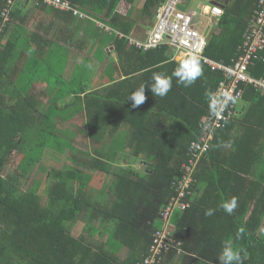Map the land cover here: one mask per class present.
Listing matches in <instances>:
<instances>
[{
    "label": "trees",
    "instance_id": "trees-1",
    "mask_svg": "<svg viewBox=\"0 0 264 264\" xmlns=\"http://www.w3.org/2000/svg\"><path fill=\"white\" fill-rule=\"evenodd\" d=\"M8 1L0 0V77L13 78L10 48H18V41L4 44V33L14 20L25 17L17 8L23 0H15L3 23ZM67 1L87 17L79 19L52 5L50 11L81 25L102 22L125 35L137 23L119 13L121 0ZM125 1L133 6L136 0ZM165 1L145 0L141 19H155ZM255 1L234 0L226 7L218 29L208 36L206 57L233 66L243 55L240 46ZM112 35L102 43L104 55L98 62H109L96 82V74H86L90 58L71 76L68 57L48 64L52 102L45 112L31 89L15 87L9 95L0 90V264H145L149 257L154 264H220L226 242L247 253H241L243 264H264V236L257 232L264 217L263 162L257 183L248 178L252 153L264 155V95L253 85H240L241 114L215 131L209 152L184 187L183 167L189 164L192 143L203 135L202 119L213 109L209 93L216 92L223 74L201 61L203 75L191 87L173 78L165 97L154 96L148 90L153 73L171 75L177 66L171 49L143 52ZM111 43L115 54L108 55L105 47ZM27 54L32 57L34 52ZM251 61L249 75L264 79V50ZM141 84L146 85L147 99L133 108L127 99ZM7 96L15 98L13 105L5 102ZM65 109L84 115L83 127L75 123L81 138L59 124L60 119L74 118L62 116ZM15 152L20 162L10 170ZM49 156H65L70 165L45 167V160L52 161ZM136 162L142 163L143 173L134 168ZM94 173L111 180L107 189L103 185L95 190L96 195L91 189ZM233 196L238 206L229 215L220 205ZM208 209L214 210L212 216L205 215ZM166 222L173 227L170 247L154 255L155 234ZM241 228L244 233L237 238ZM96 234L106 236L105 241L95 244Z\"/></svg>",
    "mask_w": 264,
    "mask_h": 264
},
{
    "label": "built area",
    "instance_id": "built-area-1",
    "mask_svg": "<svg viewBox=\"0 0 264 264\" xmlns=\"http://www.w3.org/2000/svg\"><path fill=\"white\" fill-rule=\"evenodd\" d=\"M15 0H9L7 7L2 12L3 23L8 21V12ZM48 2L57 8L66 12H73V15L84 19L87 15L78 8L73 7L67 0H48ZM213 4L209 7V11H186L181 8L183 0H166L156 9L155 23L148 32L144 40L134 39L124 34L117 33L121 38L128 37V44L139 51L147 52L153 49L168 46L173 51L174 56L183 59L184 54L193 53L200 56L201 61L206 64L212 71H218L223 74V80L219 83L216 92L217 97L231 96L236 98V102L229 101L227 107L222 112L213 109L202 119V134L198 142H193L189 150V164L183 167L185 177L182 181L184 187H188L191 182L190 175L204 155L210 150V142L214 139L215 131L224 127L227 121H230L241 114L240 105L243 96L241 84L253 85L262 95H264V79H255L248 73L249 66L252 65V57L256 56L259 51L264 50V0H259L257 9L251 18L249 27L244 35V42L240 46L243 55L234 63L228 66L206 57L207 35L205 32L207 27L217 26L219 19L224 14L223 7L218 0H213ZM208 20V25L203 30L204 25L202 19ZM105 27V25H102ZM107 31L111 29L106 27ZM208 32V33H209ZM173 56V58H174ZM213 105V100H212ZM185 209V205H182ZM168 218H166L167 220ZM169 226V229L166 227ZM173 227L166 222L163 231H157L155 234L152 252L158 255L162 249L170 247L171 234ZM145 264H154L153 258L145 260Z\"/></svg>",
    "mask_w": 264,
    "mask_h": 264
},
{
    "label": "crops",
    "instance_id": "crops-1",
    "mask_svg": "<svg viewBox=\"0 0 264 264\" xmlns=\"http://www.w3.org/2000/svg\"><path fill=\"white\" fill-rule=\"evenodd\" d=\"M39 1L43 5H39ZM202 1H206V3L209 2V4L204 5L199 3L196 11L200 10L207 13L209 11V6H211L214 2L213 0ZM218 1L225 10L226 7L229 6L234 0ZM136 2L139 3V6L141 8L139 11L142 12L145 0L144 2L136 0ZM187 3L188 0H183V5L181 7L184 8L185 5L187 6ZM258 3L259 0H256L254 3V5L256 4L255 10L257 9ZM18 5L19 7L17 8H21L23 10V14L21 15L25 17V20H14L13 24L9 27V30L4 33L3 41L4 44H7L12 37H15L16 39L24 40V43L22 44L18 42V45L17 43H10L18 46V48L14 47L13 49L12 45L10 48V50H12L10 51L11 57L13 56V67L11 65L13 78L8 76H5V78L3 76L0 77V90H2L3 93L9 95L10 93H12V90H14L15 87H17L18 90L22 88L24 91L27 89H31L33 93H38V106L42 109L43 112H45L47 105L52 102V95L50 96L51 92L47 79L48 72L46 70V67L48 68L49 66L48 64L52 60H58L68 57L69 62L67 69L69 71L68 75L71 76V74H74V71H76L75 69H77L78 65H84L85 60L90 58V63L88 65L86 74L90 75L91 77L94 74L97 75L103 66L104 72L105 68H107L109 60L106 58L107 60H105V62H103L102 64L101 62H98L99 59L104 55L102 53L104 52L102 49V43L105 41V38L113 35L112 33L108 32L102 33V31H100L95 25H81L80 22H75L70 17L66 19L65 15H54L50 11L54 9L46 0H23L19 2ZM123 7H127L125 12L122 11ZM130 7L131 5L127 1L121 0L118 11L120 14L124 15L125 13L129 12ZM254 12L250 17V21L254 15ZM154 23V18L150 20V22L148 20L146 22V25L145 22L144 25L136 23L135 28L130 34V37L138 40H144ZM18 26H21L22 29L18 28ZM218 27L214 29H218ZM7 34H9L10 36H8ZM35 35H37L38 38H36ZM31 36H34L33 38L35 41L31 40ZM29 40L31 42L25 44ZM27 51L34 52V55L30 57V55L27 54ZM105 52L108 55H112L113 53L115 54L114 45L111 43L110 45L106 46ZM84 56H86L85 59H83ZM96 56H98V60ZM178 57L180 56H176L174 59L177 62L181 60V58ZM30 69L33 70L30 71ZM35 69L39 70L38 74H36ZM40 69H42L41 72ZM115 73L117 72H114V74ZM86 74L83 73V76ZM67 80L71 81V79ZM32 81H34L33 84H31ZM7 98L9 99L7 100ZM5 102L13 105L15 103V98L7 96ZM14 155L15 156L13 164L8 165L10 170H15L16 166L19 164L17 161L19 153L15 152ZM251 159V176H248V178L257 183L256 180L257 177L260 176L261 166H263L264 164V155L258 158L254 153H252ZM260 160L262 161L260 162ZM79 223L82 225L81 228L83 230V223ZM262 223L263 224L261 228L259 227L257 232L260 233L261 236H264V217Z\"/></svg>",
    "mask_w": 264,
    "mask_h": 264
},
{
    "label": "clouds",
    "instance_id": "clouds-1",
    "mask_svg": "<svg viewBox=\"0 0 264 264\" xmlns=\"http://www.w3.org/2000/svg\"><path fill=\"white\" fill-rule=\"evenodd\" d=\"M46 1L48 2V0ZM135 4H136V1H135ZM130 5L132 6V4ZM249 24L246 28V31L249 27ZM102 25H105V27H103ZM96 27L100 31L104 29V31L108 33H114V32L116 34L118 33L117 31L113 30L110 26L102 22H97ZM106 27H109L111 30L107 31ZM217 27L218 25L215 28ZM212 31H213V26H212V30L207 34V39ZM127 36L130 37V35H127ZM128 37L126 38L127 41H128ZM173 56H174V53L172 55V59H175V56L174 58ZM202 75H203V68H202L200 56L195 55L193 53H186L184 54L183 59L179 60V62L177 63V66L173 69L171 75L167 74L166 72L153 73V76H152L153 82L151 83L150 86H148V90H150V92L154 96L165 97L173 87V78L176 79V83L178 85H182L183 87L188 88V87H191L197 81V79L202 77ZM145 92H146V85L141 84L139 88H137L135 91L131 93V95L128 97L127 100L132 101L133 108L140 106L146 101L147 97L145 95ZM209 95L213 100V106L217 112H222L227 107L229 101H231L232 103L236 102L235 97H231L227 95L223 97H217L212 93H209ZM237 206H238V197H235V196H233L230 200L226 202H222L220 205V207L224 210V212H226L229 215H231L234 212ZM213 214H214L213 209H208L205 213V215L207 216H212ZM243 233H244V229L243 228L239 229L237 233V238H240L243 235ZM242 252H244L243 249H236L233 247L231 243L226 242L219 256L220 264H243V257L241 255ZM246 255L247 253L244 252V256Z\"/></svg>",
    "mask_w": 264,
    "mask_h": 264
},
{
    "label": "rangeland",
    "instance_id": "rangeland-1",
    "mask_svg": "<svg viewBox=\"0 0 264 264\" xmlns=\"http://www.w3.org/2000/svg\"><path fill=\"white\" fill-rule=\"evenodd\" d=\"M140 1H143L144 2V0H140ZM190 1H192V0H188V3H187V6L185 5V7H184V9L185 10H187V11H191V10H196L197 9V6H198V4L199 3H201V4H204V5H207V4H209V2H207L206 3V1H202V0H193L192 2H190ZM201 7H202V5H201ZM126 9H127V7L125 8V7H123V9H122V11L123 12H125L126 11ZM141 8H140V6H139V3H137L136 2V4H134V6H131L130 7V10H129V12H127V13H125L124 15L125 16H127V17H130L132 20L133 19H135V20H137V23H139V24H141V25H144V22H145V25H146V20H144V19H141V12L139 11ZM123 15V16H124ZM215 27L213 26V29H214ZM8 36H10L9 34H7ZM12 40H14V39H16L15 37H12L11 38ZM19 43L21 42V41H23L22 39H16ZM16 41V42H17ZM17 42V43H18ZM24 43V42H23ZM85 57L86 56H84L83 57V59H85ZM114 67H116V65L114 64L113 65ZM103 70H104V66L101 68V70L99 71V76H98V74L95 76V78H94V81L96 82L98 79H99V77H100V75L103 73ZM118 73V72H117ZM117 73H115V75H113L115 78H120V76L117 74ZM94 82V83H95ZM9 98H7V100H8ZM71 110V109H70ZM70 110H67V109H65V111L64 112H61L62 114V116H64V117H66V119H67V113L68 114H72L73 116L72 117H74V118H72V120H65V119H60L59 120V124H64L63 126H65V127H67V128H70V129H72L76 134H79L78 135V137H77V139H79V138H81L82 136L81 135H83V134H81L79 131H78V128L81 126V127H83L84 125H83V121H85V119H84V115L80 112V113H78L77 112V114H76V112H73V111H70ZM71 122V123H69V122ZM75 123H77L76 125H78L79 127H77L76 125H75ZM72 124V125H71ZM28 132H29V135L31 136L32 135V130H27ZM78 141H80V142H85V140H78ZM82 147V146H81ZM71 154V153H70ZM50 157V159L52 160V161H48V160H45L44 161V165H45V167L47 166V167H49V168H55V167H57V168H60V169H62L65 165H70L69 163H68V161L65 159V156H62V157H60V158H56L55 156H49ZM55 158L56 159H58L59 161H56L55 160ZM66 160V161H65ZM12 161V160H11ZM17 161H18V159H17ZM18 162H20V161H18ZM11 164H13V162L11 163ZM142 163H135L133 166H134V168L137 170V171H139L140 173H143L144 172V167L141 165ZM109 181H111L110 180V177H108V176H105V175H103V174H98V173H94V175H93V185L94 186H92V188L91 189H93V192H94V194L96 195V192H95V190H97V191H99L102 187H103V185H105L104 186V188L105 189H107V187H108V184H109ZM202 187H204V185L202 186ZM97 195H99V194H97ZM170 227L169 226H167L166 227V229H169ZM105 239H106V236H104V235H98V234H96L95 235V238H94V240H92L95 244H101V243H103L104 241H105ZM100 242V243H99ZM123 255L124 256H126L127 255V250L126 251H123Z\"/></svg>",
    "mask_w": 264,
    "mask_h": 264
},
{
    "label": "water",
    "instance_id": "water-1",
    "mask_svg": "<svg viewBox=\"0 0 264 264\" xmlns=\"http://www.w3.org/2000/svg\"><path fill=\"white\" fill-rule=\"evenodd\" d=\"M202 20L204 22V25L201 27V30H203L205 28V26L208 25V20L206 18L205 19H202ZM209 30H210V26L207 27V30L205 32V35L208 34Z\"/></svg>",
    "mask_w": 264,
    "mask_h": 264
}]
</instances>
